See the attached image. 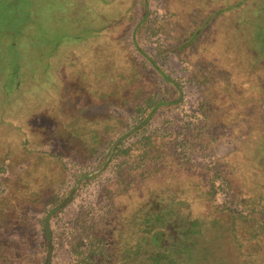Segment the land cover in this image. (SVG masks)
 <instances>
[{"label":"rangeland","instance_id":"rangeland-1","mask_svg":"<svg viewBox=\"0 0 264 264\" xmlns=\"http://www.w3.org/2000/svg\"><path fill=\"white\" fill-rule=\"evenodd\" d=\"M240 1L0 0V264H38L37 218L54 189L98 167L147 94L177 98L147 58L181 90L146 126L158 155L139 169L113 159L81 183L52 223V264L72 262L77 220L105 239L107 260L117 258L151 193L199 222L202 264H240L263 243L252 234L264 222V0ZM228 73L243 90L231 86L226 99ZM73 128L82 143L72 144ZM95 133L100 145L88 155ZM54 151L61 162L46 155Z\"/></svg>","mask_w":264,"mask_h":264},{"label":"trees","instance_id":"trees-1","mask_svg":"<svg viewBox=\"0 0 264 264\" xmlns=\"http://www.w3.org/2000/svg\"><path fill=\"white\" fill-rule=\"evenodd\" d=\"M241 1L238 3L241 4ZM224 12V9L217 10V13L220 14ZM194 35L195 34H191L187 42H189ZM82 41L86 42L88 39ZM147 60L151 67L159 74L161 80L171 87H174L177 92V98L167 102L163 97H157L155 93L147 94L145 98L133 108V114L131 115L132 120L128 123L126 131L121 136L111 138L109 142H106L107 148L98 167L74 176L73 184L62 193H58L57 188L54 189L52 192L53 195L49 197V201L45 203L43 208L40 207L42 214L37 218V226L41 235L40 250L42 252V258L39 260L38 264H52L53 260L50 254L52 223L59 218L63 209L73 200L81 183L90 180L106 169L113 159H118L119 164L128 162H125L124 157L129 160L133 159L132 162H135L136 159L134 168L139 169L146 161H152L155 159V156L158 155V149L153 142V138L149 134H146V126L160 107L180 101L181 90L178 83L161 70L154 61L148 58ZM252 71L254 72V70ZM262 75L263 74L258 76L260 77ZM224 77L220 78L224 79ZM263 82L264 80L261 82V89L263 88ZM223 83V86L220 88V93L225 95L226 99H228L231 86L233 90L237 92L243 90L242 84H238L229 73L223 80ZM251 88L260 89V85L256 83V86L252 85ZM226 99L224 100L227 101ZM58 133H60V131L56 132L54 136L57 137ZM68 133L74 140L72 142L73 145L83 142L78 128H73V130L68 131ZM130 134L139 135V139L132 142L131 145L126 146L125 140ZM96 135L95 133V135L91 136L90 143L83 144L88 148V150H86L88 151V155H91V153L95 151V147L100 145V140ZM27 144L25 139L21 141V145H23L24 148ZM135 145V150H138V153L131 151V147ZM46 155L61 162V154L55 153V151L53 153H47ZM4 165L5 166H3V163L0 165L1 172H7V170L4 169L7 165ZM211 187L213 188V186ZM3 193H5V190L0 184V197L4 196ZM212 193L213 191L211 192L210 190V194ZM34 197L33 202L36 205L39 204L40 201L37 200L39 197ZM176 202L179 201L173 198L170 200L168 196L161 195V197H159V193H151L148 197V201L138 211L133 213L132 221L127 224L129 226V231L125 236H127L128 239L126 242H123L125 236L123 239H120L123 246L119 248L117 258L114 260L112 259L113 261L107 260L110 255L106 250L105 239L89 232L87 229V221L77 220L82 235L80 234L78 239L72 240V244L69 245V253L72 262L68 264H103L106 260V264L204 263L207 260L208 253L200 247V236L203 235V230L200 228V224L196 219H190L185 216L183 212L186 213V207L182 205V203L177 205ZM36 205H32L31 207H39ZM179 212L182 214H177ZM262 215L264 217V212ZM178 223H180V226ZM259 235L263 236V243L260 244L258 240V243L245 254L246 259L240 262V264H264V222L256 224V231L253 232L252 238L258 239L257 236ZM82 245L85 247L84 251L82 250ZM220 264H225V262Z\"/></svg>","mask_w":264,"mask_h":264}]
</instances>
